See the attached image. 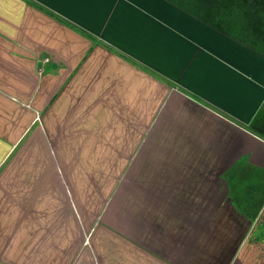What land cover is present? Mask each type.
Returning <instances> with one entry per match:
<instances>
[{
	"label": "crops",
	"instance_id": "crops-1",
	"mask_svg": "<svg viewBox=\"0 0 264 264\" xmlns=\"http://www.w3.org/2000/svg\"><path fill=\"white\" fill-rule=\"evenodd\" d=\"M68 95L99 120L115 113L136 146L146 104L137 166L166 133L174 165L138 171V220H75L58 152L41 141L57 148ZM263 109L264 0H0V264H96L89 240L107 231L114 250L100 243L97 264H124V240L132 264H264V202L256 220L244 210L264 192V153L251 148L264 152Z\"/></svg>",
	"mask_w": 264,
	"mask_h": 264
},
{
	"label": "rangeland",
	"instance_id": "rangeland-1",
	"mask_svg": "<svg viewBox=\"0 0 264 264\" xmlns=\"http://www.w3.org/2000/svg\"><path fill=\"white\" fill-rule=\"evenodd\" d=\"M251 1H255L262 7V0ZM124 104L128 107L130 106L129 98H124ZM140 105L138 113L139 138L143 142L136 146V144H130L129 142L131 140L130 136H132L130 135L131 129L126 127L125 122V127L120 128L117 122L119 119H117L115 113H106L105 120L101 115L99 120L97 113H93L92 110H90L91 112L87 111V107L81 101L80 97L68 95L59 100L55 111L57 110L60 113V122H63L65 128L59 130L60 136L57 148L54 144H50L51 138L48 139L46 135L43 136L41 141L44 153L47 150L58 152L59 159L57 161L55 160V164L59 170L63 171V175H60L63 176L61 177L62 180L64 179L66 184L72 185L70 195L74 198L75 220H109L107 225L112 229L114 220H138L137 214L142 210L138 209V194L134 187L139 184H144L145 186L148 179L145 174H143V177H138L140 174L138 171L146 167L151 169L172 168V165H174V162L162 160L164 159L163 154L165 152L168 153V149L165 150L163 142V137L166 136V133L162 129H155L154 134L159 137L158 143L149 146V150L147 151L148 155L155 156V160L150 162L138 160L139 162H136L138 163L137 166L134 160L128 159V157L132 156L130 155L132 152L135 153L136 148L141 150V148L146 147L143 143L153 132L151 127L147 129L148 114L146 107H144L146 104L140 103ZM71 109L75 111L73 113L74 122L70 120L69 113ZM263 112L264 109L262 110ZM155 115L157 118L158 113ZM130 116V113L125 115L127 118ZM133 117H135V114H133ZM187 126H190L188 122ZM196 131L195 136L198 133L201 134L200 131L204 132L202 134H206L204 130L197 129ZM68 133L69 135L73 134L71 135L74 138L73 146L65 143L67 139L66 134ZM209 136V134H206L205 137ZM168 148H171L172 151V148L179 147L168 145ZM27 151L38 152L39 145H29ZM152 178V176L149 177V179ZM248 181L249 178L242 173L238 176L236 175L231 180V184L234 186L237 194L236 201L238 204L243 203V200L247 197V194L244 193L246 189L245 187L242 188V186L248 184ZM239 190H242V192H239ZM157 199L155 198V200ZM250 199L254 200V195ZM245 205H250L244 210L250 212L251 217L256 220L260 210H262V201L255 202L254 204H247L246 202ZM144 208L146 209V207ZM111 240L113 238L108 231L103 235V239H99V236L95 233L91 235L89 240L91 253L96 264L98 261L99 244L103 242L104 247L107 249L113 247L111 249L114 250V244H112L113 242ZM89 241L86 240V243L88 244ZM108 251H106L107 255ZM123 263H133L130 242L125 240L123 246Z\"/></svg>",
	"mask_w": 264,
	"mask_h": 264
},
{
	"label": "flooded vegetation",
	"instance_id": "flooded-vegetation-1",
	"mask_svg": "<svg viewBox=\"0 0 264 264\" xmlns=\"http://www.w3.org/2000/svg\"><path fill=\"white\" fill-rule=\"evenodd\" d=\"M252 148V150H253V153H254V155H259L260 154V156H262V153H264V152H262V148H260V147H258L257 145H255V146H252L251 147ZM252 153V154H253ZM241 161V160H240ZM240 161H238L237 162V164H236V166L237 165H240L238 168H235L236 169V172H239V173H242L243 171L245 172V170H246V167H247V163L248 162H240ZM233 178H231V180H232ZM259 179V181L261 182V188H262V183H264V175H262V177L260 178H258ZM230 180V181H231ZM231 185L232 184H230V187H231ZM264 187V186H263ZM233 190L235 189L234 187H233V185H232V187H231ZM262 201V203L264 202V192H255V194H254V200H251L250 201V203L251 204H254L255 202H261ZM235 203H237V201H236V199H235Z\"/></svg>",
	"mask_w": 264,
	"mask_h": 264
}]
</instances>
